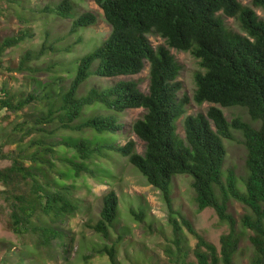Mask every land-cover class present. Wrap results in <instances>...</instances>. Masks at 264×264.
<instances>
[{
    "label": "trees",
    "instance_id": "16d2710c",
    "mask_svg": "<svg viewBox=\"0 0 264 264\" xmlns=\"http://www.w3.org/2000/svg\"><path fill=\"white\" fill-rule=\"evenodd\" d=\"M94 1L112 30L100 46L78 59L74 74L72 69L67 70L70 80L67 88L61 84L66 78L57 76L52 84L38 81L40 93L34 90L18 98L7 87L0 91V111L16 114L33 102L46 107L35 127L26 126V122L14 127L11 137V142L14 138L17 145L14 151L5 152L4 146L0 147V160H10L9 165L0 168V194L10 206L7 228L19 237L32 239L38 250L50 249L55 241L66 240L62 225L82 206L74 193L77 184L72 181L77 183L83 174L95 177L96 169L108 166L101 160L112 152L127 157L147 182L162 193L175 235L177 264H239L237 257L245 235L253 249L250 263L264 264V19L238 0ZM252 3L264 9V0ZM46 10L72 19L73 32L97 22L91 12L76 16L71 0H61ZM224 17L235 18L246 35L230 30ZM152 34L163 38L165 45L153 47L149 40ZM29 37L32 33L27 30L3 40L0 67L3 68L5 51ZM171 49L190 52L198 60L202 71L195 74L192 100L198 105L213 104L206 113L187 115L191 99L187 95L180 97L181 66ZM52 50V45L43 44L36 53L26 52L20 70ZM146 62L150 64L147 92L141 91L136 80H119L108 86L95 84L87 94H79L91 76L108 79L134 76L143 71ZM52 68L55 65L48 69ZM234 107L245 109L258 126L240 117L229 121L222 108ZM138 108L146 113L132 124V131L145 143L143 154L136 152L132 140L120 146L95 138L120 132L123 124L117 117ZM91 109L94 113L88 116ZM82 114L84 118L79 120ZM182 118L184 138L177 132V123ZM233 130L242 132L247 149L246 176L240 179L233 170H224L227 154L224 139L233 140ZM58 131L66 135L59 138ZM86 131H92L93 136H86ZM33 132L57 140L58 145L33 139L28 148L36 147L28 150L23 140ZM18 134L20 138H16ZM56 148L61 149L59 153ZM177 175L193 178L191 185L198 211L212 208L219 221L228 226L219 246L208 241L174 208L170 184ZM114 178L111 174L110 179ZM232 201L249 210L240 220L229 210ZM119 208L120 198L111 189L103 197L100 218L88 226L102 238H111ZM132 212L139 220L145 218L143 211ZM184 229L196 239L194 262L187 260L188 252L181 239ZM70 241L73 243L74 238ZM63 244L67 252L68 245ZM95 251L101 256L108 255L111 264H119L116 244H105ZM12 253L18 256L14 264H37L32 259L40 260L34 254L27 261L29 253L25 251ZM89 258L92 255L80 256L78 260ZM9 262V258L0 259V264Z\"/></svg>",
    "mask_w": 264,
    "mask_h": 264
},
{
    "label": "rangeland",
    "instance_id": "374dc122",
    "mask_svg": "<svg viewBox=\"0 0 264 264\" xmlns=\"http://www.w3.org/2000/svg\"><path fill=\"white\" fill-rule=\"evenodd\" d=\"M61 0H0V44L6 37L16 36L21 31L29 30L32 37L27 38L16 47L5 51L2 58L3 68L0 67V91L8 89L12 94L21 98V94L32 93L36 90L42 91L38 87V81L50 83L57 76L66 78L63 87L69 86L70 80L67 70L76 72L77 61L85 54L96 49L102 44L111 33V26L106 22L103 10L94 0H71L75 7V15L79 16L86 12L96 15L97 22L87 28H80L73 32V20L63 18L46 10L48 6H54ZM244 6L253 8L261 19H264V9L256 8L252 0H238ZM226 26L239 34L246 35L240 27V23L235 18L224 17ZM81 39V40H79ZM149 40L153 47L165 45V41L158 35H149ZM43 44L53 46L54 51L46 52L40 59H34L25 68L20 70V63L26 52H38ZM172 55L181 66L179 81L182 84L180 97L187 95L191 103L187 108V115L206 113L213 104H196L192 98L195 90V74L202 71L199 62L190 52L171 49ZM52 65L55 68L48 69ZM12 68L9 71L7 68ZM149 62L145 63V68L140 74L134 76H124L115 79L97 78L91 76L90 79L81 86L80 95L87 94L93 85H113L119 80H136L139 82L141 91L147 92L149 87ZM97 106V105H95ZM101 106V105H99ZM89 107L85 110V112ZM229 121L240 117L245 122L252 123L255 127L258 123L251 121L245 109L241 107L222 108ZM46 110L43 103L33 102L28 107L18 113H8L6 110L0 111V147L4 146V151H14L16 142H11L14 127L22 122L26 126L35 127V121ZM84 112V113H85ZM102 113H107L101 109ZM94 112L92 109L87 112L90 116ZM146 110L143 108L130 109L117 117L123 128L117 134H104L95 136L99 142H112L117 145H125L128 141H134L136 152L143 154L145 143L133 131L132 124L142 118ZM84 118V114L79 120ZM40 127V126H37ZM213 128L215 126L213 125ZM54 129V128H53ZM177 132L184 138V118L177 123ZM78 133L73 134L76 136ZM86 136L91 138L92 131H86ZM18 134L16 138H20ZM66 133L58 131L57 137L61 138ZM69 135V134H67ZM234 139H224L226 148V160L224 170H233L238 178L246 176L245 160L247 149L243 143V134L233 130ZM40 132H33L25 135L23 143L26 148L33 139L44 140L45 144L58 145L57 140L43 138ZM56 141V142H55ZM60 141V140H59ZM36 147V146H35ZM35 147L28 148L33 151ZM58 150V151H57ZM61 149L56 148L59 153ZM108 166H100L96 169L95 177L83 174L78 178L75 197L82 202L81 209L74 216L68 218L62 225L63 232L66 233V240H57L50 249H36L35 242L29 237H19L7 228L9 220L10 206L5 202L0 194V259L9 258L10 264L17 262V255L12 251H25L29 253L27 261L36 254L40 260L33 258L37 264H111L108 255H99L95 249L103 247L105 244L112 246L116 244L117 260L119 264H177L175 253V235L169 224V209L162 193L150 185L140 171L128 162L127 157L117 154H109L106 159L101 160ZM10 164V160H0V168ZM111 168H110V167ZM111 174L116 178L110 179ZM192 177L189 175H177L170 184L171 197L174 208L181 211L195 226V228L210 242L220 245V237L228 232V226L219 221V218L212 208H207L202 212L197 209L195 201V191L192 188ZM1 188V186H0ZM115 190L120 198L119 216L111 229V238L105 239L98 235L88 225L95 224L100 218L103 206V197L109 190ZM230 212L240 220L249 210L239 202L230 203ZM140 211L145 213V218L139 220L135 214ZM70 238L74 242L70 243ZM121 238V239H120ZM183 246L188 252L187 260L194 262L193 253L196 239L184 229L181 235ZM65 242L68 245L67 252ZM241 253L237 259L239 264H251L253 249L245 235L241 244ZM87 261L78 260L80 256H89ZM43 261V262H42Z\"/></svg>",
    "mask_w": 264,
    "mask_h": 264
}]
</instances>
